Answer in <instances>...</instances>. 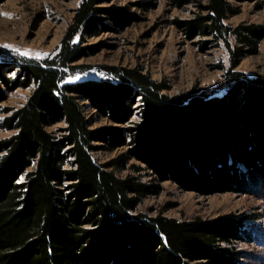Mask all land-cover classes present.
Instances as JSON below:
<instances>
[{
  "label": "trees",
  "instance_id": "obj_1",
  "mask_svg": "<svg viewBox=\"0 0 264 264\" xmlns=\"http://www.w3.org/2000/svg\"><path fill=\"white\" fill-rule=\"evenodd\" d=\"M102 1H80L55 55L14 57L16 73L0 76L11 88L35 84L26 103L6 117L4 126L16 132L0 145V264H236L239 252L218 245L239 237L240 223L233 219L130 214L150 188L95 161L93 140L106 138L112 146L125 140L120 132L89 128L81 102L110 106L123 121L140 95L142 116L131 127L133 156L181 184L195 175L201 185L221 177L245 185L247 178L264 198V62L254 75L234 70L255 51L263 28L227 23L235 12L230 0L199 1L194 17L177 21L188 36L210 35L225 45V81L213 89L168 96L149 74L115 66L107 67L114 80L66 81L84 49L74 37L102 25ZM60 119L65 133L56 138L47 127ZM228 158L249 172L238 174Z\"/></svg>",
  "mask_w": 264,
  "mask_h": 264
},
{
  "label": "rangeland",
  "instance_id": "obj_2",
  "mask_svg": "<svg viewBox=\"0 0 264 264\" xmlns=\"http://www.w3.org/2000/svg\"><path fill=\"white\" fill-rule=\"evenodd\" d=\"M81 0H0V76L16 73L14 57L41 60L55 55L73 23ZM104 0L99 7L98 24L74 37L84 47L83 54L73 63L78 65L66 81L84 79H112L109 66L137 69L149 74L163 86L168 96L189 90L202 91L219 87L225 81L229 66L228 53L223 43L210 35L188 36L177 21L190 19L199 12L197 3L205 0ZM235 12L227 19L233 26L259 25L263 34L254 52H248L234 70L254 75L263 71L264 62V0H230ZM110 11L114 18L107 13ZM23 77H21L22 79ZM23 81V80H22ZM35 84L10 87L0 80V145L16 132L5 125L6 117L28 100ZM226 88L220 90L223 93ZM88 127L101 133L120 132L125 142L112 146L106 138L93 140L98 145L93 151L96 162L105 164L119 177H129L149 186L138 198L130 214L155 217L161 215L177 220L233 219L240 223L239 237L218 245L239 252L236 264H264V198L244 178L245 185L228 182L221 177L216 184L201 185V176H191L181 184L175 177L161 176L133 156L130 151L131 127L140 121L143 101L136 96L130 105V115L123 121L113 114L110 106L99 108L91 100L81 102ZM66 122L54 121L47 129L56 138L64 135ZM5 150L0 147V159ZM72 159L68 157V161ZM33 163L27 171L34 167ZM238 174L249 169L240 161L228 158ZM64 168H69L67 161ZM194 173L197 174L196 171ZM178 177V176H177ZM246 177V176H244ZM205 178V177H204ZM207 179V178H205ZM18 181H24V174ZM221 183V184H220ZM221 187V188H220ZM64 188H68L64 186ZM64 192H67L65 189Z\"/></svg>",
  "mask_w": 264,
  "mask_h": 264
}]
</instances>
